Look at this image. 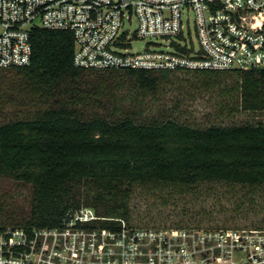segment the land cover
<instances>
[{"label": "trees", "instance_id": "trees-1", "mask_svg": "<svg viewBox=\"0 0 264 264\" xmlns=\"http://www.w3.org/2000/svg\"><path fill=\"white\" fill-rule=\"evenodd\" d=\"M31 42L30 63L11 68L33 96L60 95L68 100L57 98V105L8 122H2L0 111V175L33 187L30 217L16 224L0 223V230L8 225L29 231L62 227L89 207L104 218L85 223V228L121 231L118 219L130 220L129 198L136 184L159 182L193 189L202 183L227 182L234 188L264 187L263 122L194 127L171 116L87 117L78 105L93 93L102 95L109 87L122 86L126 76L141 89L157 91L173 82L170 75L176 72L78 68L70 31L34 27ZM11 68H0V85L10 83V75L2 70ZM181 73L213 76L208 87L220 85L222 76L234 78L226 87L236 92L237 110L264 112V70Z\"/></svg>", "mask_w": 264, "mask_h": 264}, {"label": "built area", "instance_id": "built-area-1", "mask_svg": "<svg viewBox=\"0 0 264 264\" xmlns=\"http://www.w3.org/2000/svg\"><path fill=\"white\" fill-rule=\"evenodd\" d=\"M191 14L199 52L191 54L178 42L174 51L133 47L132 38L183 36ZM133 21L137 23L134 31L127 27ZM34 27L70 31L75 42L74 64L82 69L264 70V0H0V68L30 63ZM83 209L58 228L1 229L0 264H67L68 251L77 254V264L98 263L93 257L105 264H128L127 248L121 253L123 263L112 258L116 254L112 247L103 262V248L122 244L124 239L135 250L143 237L139 233L126 236L123 219H118L121 231L85 228V223L104 217ZM149 235L158 241L155 256H174L171 238L166 240L162 231ZM48 238L53 240L50 250ZM207 238L213 241V253L221 264H236L239 252L247 259L237 264H264V229H218ZM186 251L181 244L179 253ZM156 262L164 264L150 255V263Z\"/></svg>", "mask_w": 264, "mask_h": 264}, {"label": "rangeland", "instance_id": "rangeland-1", "mask_svg": "<svg viewBox=\"0 0 264 264\" xmlns=\"http://www.w3.org/2000/svg\"><path fill=\"white\" fill-rule=\"evenodd\" d=\"M136 26V21L127 24L132 31ZM177 42L189 48L191 54L199 52L200 45L193 14L190 15L189 23L186 24L181 37L132 38L133 47L139 50L150 48L174 51L177 49ZM2 72L3 75L11 77L10 83L0 85L2 122L32 117L42 106L57 105V98V101L68 100V97L60 95L40 99L32 95L31 88L26 86L16 70L11 68ZM95 75L96 72H93L92 77ZM170 78L173 82L161 85L157 91H151L141 89L135 85L133 78L126 76L122 86L109 87L102 95L93 93L78 107L85 109L87 117L118 118L132 115L145 120L171 116L176 121L194 127L264 123L263 111L237 110L236 92L233 87H226L234 82V78L222 76L219 78L222 80L220 85L216 82L211 83L210 87L206 85L207 82L215 80L209 75L180 72L170 75ZM85 88L91 92L92 87L86 84ZM32 197V185L0 175V223L9 224L14 221L13 224H16L30 217ZM129 208L130 220H124L127 229L125 234L127 236L139 233L140 237H143L137 243L139 248L129 249L128 242H124V239L120 240L122 244H107L103 248V262L109 259L106 251L112 247L116 252L112 258H119L118 263L124 262L121 253L127 248L132 257L127 259L128 264H151L150 255L164 264H221L215 258L213 250L216 249H213V241L207 238L209 234L226 228L264 229V187L258 189L236 185L234 188L227 182L202 183L193 186V189L159 182L136 184L129 198ZM83 210L86 214H98L89 207ZM152 231H162L166 240L171 238L175 243V254L171 259L163 255L155 256L158 241L149 235ZM181 244L186 245L187 251L184 253H179ZM46 245L50 250L53 240L48 238ZM235 259L242 261L246 260L247 256L239 252ZM66 260L67 264H77V254L74 256L72 252H66ZM91 260L97 261L96 264H105L95 257Z\"/></svg>", "mask_w": 264, "mask_h": 264}]
</instances>
